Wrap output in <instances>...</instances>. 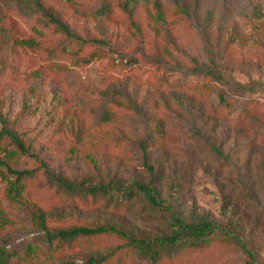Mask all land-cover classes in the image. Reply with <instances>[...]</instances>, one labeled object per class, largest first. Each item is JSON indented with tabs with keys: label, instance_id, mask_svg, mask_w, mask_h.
<instances>
[{
	"label": "rangeland",
	"instance_id": "obj_1",
	"mask_svg": "<svg viewBox=\"0 0 264 264\" xmlns=\"http://www.w3.org/2000/svg\"><path fill=\"white\" fill-rule=\"evenodd\" d=\"M85 1L93 12L102 5L100 0ZM122 1L111 0V18H95L78 15L66 0H43L62 13L89 51H103L104 60L75 62L62 54L59 68L45 70V51L13 49L12 41L2 43L0 37V111L29 147L13 167L39 170L32 205L48 213L51 225L57 222L49 212L56 211L64 223L110 221L150 238L164 231V218L142 197L123 209L107 205L104 198L102 206L87 208L78 198L65 202L45 187L43 165L69 182L96 185L147 182L153 171L162 200L178 203L186 219L239 222L258 264H264V0H208L201 5L196 0H149L165 13V24L155 22L141 4L128 15L116 6ZM174 7H190V15L177 25L171 21ZM0 8L8 12L4 27L16 24L29 33V11L15 0H0ZM166 40L178 46L185 64L195 59L222 72L224 80L215 83L209 96L177 90L184 81L204 78L176 66L165 53ZM155 60L174 68L169 79L162 80ZM36 70L41 76H33ZM218 91L230 102L226 109L220 108ZM114 93L121 95L122 106L118 121L108 126L111 139L104 140L96 125ZM155 124L160 138L144 149L140 143ZM3 188L0 176V195ZM16 215L21 225L0 236V246L20 250L39 241L43 232L30 224L26 207ZM115 243L106 240L103 247ZM66 253L74 264L90 254ZM244 262L240 250L221 247L207 264Z\"/></svg>",
	"mask_w": 264,
	"mask_h": 264
},
{
	"label": "trees",
	"instance_id": "obj_2",
	"mask_svg": "<svg viewBox=\"0 0 264 264\" xmlns=\"http://www.w3.org/2000/svg\"><path fill=\"white\" fill-rule=\"evenodd\" d=\"M18 6L29 11L33 22L29 33L23 34L18 25L4 27L3 22L8 12L0 8V37L2 43L13 42L12 48H27L30 52L45 51L47 64L45 70L59 68L56 64L64 54L77 62L104 60L107 55L101 50L89 51L87 41L72 31L58 10L44 4L43 0H15ZM208 0H196L201 3ZM101 7L95 12L85 0H66V5L78 15H90L95 18H111V0H100ZM138 4L147 8V12L155 22L165 24V13L158 3L150 4L149 0H123L116 6L132 16ZM190 7H174L171 17L173 25L180 24L184 16L190 15ZM13 8H8L12 11ZM91 10V11H90ZM171 24V23H170ZM21 33V34H20ZM13 34L21 37L16 38ZM105 45L102 41H96ZM166 55L176 60V66L192 75L204 78L202 81L187 82L176 85L177 90H189L195 96L205 98L215 90V83L222 82V72L215 66L198 63L195 59L185 64L180 57L178 46L166 40ZM155 68L162 71L169 79L174 72L168 63L155 60ZM133 71L134 68L128 69ZM33 76H41L36 70ZM168 77V78H167ZM161 80V79H160ZM165 82V81H164ZM220 108L230 106L223 91H218ZM109 100L96 125V129L104 140L111 139L108 126L118 121L119 108L122 106L121 95L114 93ZM159 125H151L147 137L140 143L144 149L159 140ZM221 154L218 149L213 148ZM29 153V147L16 129L0 111V176L4 183L0 195V236L6 235L21 225L16 210L26 207L30 224L43 232L39 241L27 244L24 249H8L0 246V264H40L45 260H57L59 264H74L68 259L66 252L86 251L90 254L82 264H132L133 261H144L148 264H207L221 247H234L245 255L244 264H258L257 254L245 238L244 228L239 222L228 220L216 222L204 217L184 218L179 204L166 203L158 189L159 179L155 172L147 182L141 180H114L107 184H89L85 181L73 183L43 165V173L48 178L45 187L52 190L59 200L72 198L85 207L102 206L104 199L107 205L123 209L127 202L142 197L153 209H157L164 218V231L153 237H139L126 228L110 221L98 220L79 223H64L62 215L56 211L49 212L57 222L48 223V213L39 206L32 205L36 201L37 188L35 180L38 171L17 169L13 163ZM104 198V199H103ZM114 239L116 243L103 247L106 240Z\"/></svg>",
	"mask_w": 264,
	"mask_h": 264
}]
</instances>
